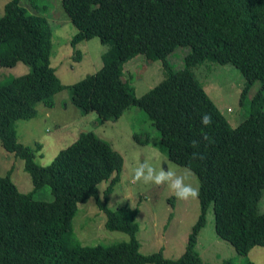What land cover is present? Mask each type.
<instances>
[{
  "label": "trees",
  "instance_id": "1",
  "mask_svg": "<svg viewBox=\"0 0 264 264\" xmlns=\"http://www.w3.org/2000/svg\"><path fill=\"white\" fill-rule=\"evenodd\" d=\"M60 5L76 29L70 42L74 61L81 60L76 46L84 41L97 38L108 49L96 73L65 86L51 65L48 19L27 13L20 0L5 4L0 67L21 63L28 71L0 80V143L23 161L33 192L48 186L53 201L20 192L11 171L0 176V264H205L196 245L210 209L217 236L239 255L263 247L264 0H60ZM178 48L186 49L184 66L174 70L168 56ZM139 56L161 62L164 79L137 97L123 69L129 61L138 63ZM207 61L239 70L246 80L242 96L254 82L260 83L249 117L237 127L230 126L194 73ZM65 89L77 110L95 113L101 124L139 108L160 133L157 147L169 161L194 173L199 215L180 257L166 258L162 250L142 254L138 209L107 207L124 161L93 131L80 133L47 166L35 162L41 145L32 148L18 141L17 122L37 117L39 103L53 108L55 96ZM205 113L212 117L206 127L200 123ZM134 139L141 143L138 136ZM101 183L106 184L102 197ZM89 199L104 213L105 228L127 234L128 241L79 244L72 223L78 205Z\"/></svg>",
  "mask_w": 264,
  "mask_h": 264
},
{
  "label": "rangeland",
  "instance_id": "2",
  "mask_svg": "<svg viewBox=\"0 0 264 264\" xmlns=\"http://www.w3.org/2000/svg\"><path fill=\"white\" fill-rule=\"evenodd\" d=\"M9 1L11 0H0V17ZM20 5L27 13L42 15L48 19L52 29L51 65L56 67V74L62 84H75L102 67L101 56L108 49V45L102 44L97 38L77 45L76 49L80 50L82 58L80 61L72 59L74 51L70 42L76 29L62 11L60 0H20ZM185 53L186 49L178 48L168 56L174 70L184 66ZM144 60L139 56L136 58L138 63L129 61L123 69V77L129 81L137 97L164 79L161 62L148 63ZM27 71L28 67L21 63L9 69L0 67V80L18 77ZM194 73L231 127H237L249 117L251 101L260 90L259 82H254L242 96L246 80L239 70L230 64L218 65L207 61L195 68ZM36 109L37 117L17 122L18 141L32 148L38 144L42 147L41 151L36 153L35 162L40 166L49 165L61 150L78 139L80 133L93 131L100 139L109 143L124 161L120 182L109 196L107 207L111 210L117 207L138 209L137 240L142 254L148 255L162 250L166 258L180 257L199 215L198 196L180 200L166 184L132 183L131 176L140 163L147 162L157 171L163 168L177 174L187 173V182L193 186L198 187V180L191 170L169 161L166 154L157 147L160 133L146 114L137 107H131L116 121L101 124L95 113L84 115L72 105L67 89L55 96L53 108H46L39 103ZM135 135L140 138L141 143L134 139ZM9 171L12 182L20 192L32 193L37 201H53L48 186L33 192L34 187L30 176L24 170L23 161L6 152L0 143V176H5ZM105 187V183L99 185L100 197L103 196ZM259 210L264 213V191ZM105 219L94 199L79 204L72 223L74 238L82 246H111L128 241L127 234L107 230L104 226ZM196 251L205 264H244L247 261L264 264V246L253 248L247 255H239L231 245L217 236L211 209L207 213L206 226L199 233Z\"/></svg>",
  "mask_w": 264,
  "mask_h": 264
},
{
  "label": "clouds",
  "instance_id": "3",
  "mask_svg": "<svg viewBox=\"0 0 264 264\" xmlns=\"http://www.w3.org/2000/svg\"><path fill=\"white\" fill-rule=\"evenodd\" d=\"M200 123L206 127L212 123V117L205 113L201 116ZM193 144H195V141H193ZM193 155H195V153H193ZM187 181L188 175L185 172L177 174L174 171L168 169L164 170L163 168L157 171L147 162L140 163L133 170L131 176L132 183L143 182L155 185L166 184L174 196L180 200L194 199L198 196V187L193 186Z\"/></svg>",
  "mask_w": 264,
  "mask_h": 264
},
{
  "label": "crops",
  "instance_id": "4",
  "mask_svg": "<svg viewBox=\"0 0 264 264\" xmlns=\"http://www.w3.org/2000/svg\"><path fill=\"white\" fill-rule=\"evenodd\" d=\"M144 62H146V61H144ZM149 63V62H148ZM147 67L149 66V65H146Z\"/></svg>",
  "mask_w": 264,
  "mask_h": 264
}]
</instances>
